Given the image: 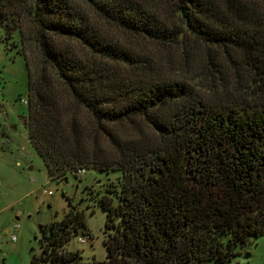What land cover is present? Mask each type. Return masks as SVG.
Returning <instances> with one entry per match:
<instances>
[{"label": "trees", "instance_id": "16d2710c", "mask_svg": "<svg viewBox=\"0 0 264 264\" xmlns=\"http://www.w3.org/2000/svg\"><path fill=\"white\" fill-rule=\"evenodd\" d=\"M0 27L19 33L24 125L50 179L117 173L88 193L105 260L67 248L90 236L72 209L39 226L31 264H227L264 235V0H0ZM240 69L258 81L246 98L229 88ZM137 119L150 135L125 138Z\"/></svg>", "mask_w": 264, "mask_h": 264}, {"label": "rangeland", "instance_id": "374dc122", "mask_svg": "<svg viewBox=\"0 0 264 264\" xmlns=\"http://www.w3.org/2000/svg\"><path fill=\"white\" fill-rule=\"evenodd\" d=\"M105 27L111 36L126 42L134 51L150 53L154 61L160 53L168 55L167 49L154 48L152 43L131 39ZM5 36L0 27V264H31L32 254L38 250L39 226L61 220L72 209L84 214L85 229L90 236L74 238L67 248L79 251L86 261H103L106 213L98 206L95 196L88 193L90 189L94 194L103 192L107 178H114L117 173L91 170L79 172V178L69 174L65 181L50 179L24 125L28 77L19 33L14 31L9 39ZM31 52L28 50L34 60L36 55ZM196 71L197 68L194 72L186 71L184 79L191 81ZM238 73L229 85L230 89L234 86V95L246 98L251 91L258 92V81L252 85V80L257 79L254 75L241 69ZM119 130L125 138H130L133 130L150 135L139 119L134 125L123 123ZM227 264H264V235Z\"/></svg>", "mask_w": 264, "mask_h": 264}, {"label": "built area", "instance_id": "2783aa9c", "mask_svg": "<svg viewBox=\"0 0 264 264\" xmlns=\"http://www.w3.org/2000/svg\"><path fill=\"white\" fill-rule=\"evenodd\" d=\"M80 172H83V171H80ZM47 194H49V195H50V194H51V192L49 191ZM14 239H15V238H14Z\"/></svg>", "mask_w": 264, "mask_h": 264}]
</instances>
